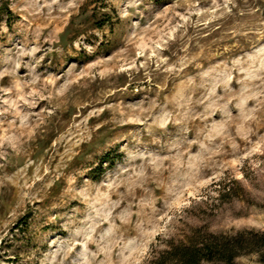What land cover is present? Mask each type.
Returning <instances> with one entry per match:
<instances>
[{"label":"rangeland","instance_id":"rangeland-1","mask_svg":"<svg viewBox=\"0 0 264 264\" xmlns=\"http://www.w3.org/2000/svg\"><path fill=\"white\" fill-rule=\"evenodd\" d=\"M199 227L264 231V0H0V264Z\"/></svg>","mask_w":264,"mask_h":264},{"label":"trees","instance_id":"trees-1","mask_svg":"<svg viewBox=\"0 0 264 264\" xmlns=\"http://www.w3.org/2000/svg\"><path fill=\"white\" fill-rule=\"evenodd\" d=\"M231 193L229 184L223 187ZM245 253H254L257 264H264V231L243 229L234 234L215 233L195 228L186 240L172 242L148 264H205L206 261L222 260L232 263Z\"/></svg>","mask_w":264,"mask_h":264}]
</instances>
